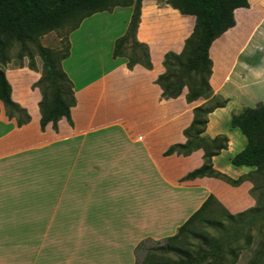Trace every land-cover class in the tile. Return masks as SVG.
Returning <instances> with one entry per match:
<instances>
[{
	"label": "crops",
	"instance_id": "1",
	"mask_svg": "<svg viewBox=\"0 0 264 264\" xmlns=\"http://www.w3.org/2000/svg\"><path fill=\"white\" fill-rule=\"evenodd\" d=\"M247 1L248 9L233 13L235 26L209 48L210 94L190 104L185 88L178 98L163 99L155 81L164 73V55L181 53L194 17L149 6L148 0L141 2L135 38L147 46L151 70H128L124 59L111 58L130 7L95 14L68 35L69 56L61 67L73 84L71 126L62 118L56 130L51 123L40 128L41 95L33 86L41 64L36 70L27 67V59L5 65L11 100L29 122L18 127L0 102V194L9 199L7 217L0 203V264H136L140 243L176 235L209 196L231 216L255 207L247 178L253 169L230 163L246 146L230 126L232 116L250 103L264 106V70L254 61L251 41L264 22L248 24L254 4ZM117 12L113 28L95 25ZM214 97L226 104L207 116L202 137L226 139L211 166L232 180L241 178L237 186L210 177L184 179L203 166L201 149L164 156L170 147L186 144L192 110ZM30 236L35 250H29Z\"/></svg>",
	"mask_w": 264,
	"mask_h": 264
},
{
	"label": "trees",
	"instance_id": "2",
	"mask_svg": "<svg viewBox=\"0 0 264 264\" xmlns=\"http://www.w3.org/2000/svg\"><path fill=\"white\" fill-rule=\"evenodd\" d=\"M143 0H0V65L7 63V52L13 43H17L26 52L29 59L27 67L36 70L33 54L26 49L31 44L41 61V76L33 88H37L41 95L39 102L40 128L51 123L56 130L57 122L64 118L71 126L70 109L75 106L73 84L62 70L61 62L69 56L68 35L77 30L82 21L98 14L110 13L115 8H132L131 16L124 34L113 43L112 59H124L126 67L131 70L139 65L146 70H151L148 48L138 43L135 35L140 22V9ZM164 5L176 10L182 16L194 17V26L190 36L185 40L180 54L168 52L163 57L162 66L164 73L157 77L155 83L161 89V97L165 100L178 98L185 88V100L188 104L207 97L210 92V76L212 62L208 51L211 44L226 31L235 26L234 11L248 9L247 0H166ZM254 7V5H253ZM65 32L60 39L61 47L58 51L44 48L38 44L40 37L51 32ZM0 102L6 117L14 119L20 127L29 122V117L19 105L11 100V88L7 82L3 69L0 68ZM226 101L214 97L203 105L192 110L193 119L188 129L184 131L187 139L185 145L170 147L164 156L177 154L189 156L192 152L201 149L204 152L203 166L188 174L184 179L210 177L219 179L232 186L240 184L242 179L232 180L223 174L215 172L211 166V159L221 150L226 148L224 137L209 140L202 137L207 123V116L218 108L224 107ZM230 126L237 129L246 139L245 148L235 155L230 163L233 167L252 168L247 176L253 183L258 180L260 197L264 200V106L259 104L255 108L242 109L233 115ZM255 189L253 186L251 193ZM216 204L215 199L209 196L200 209L179 228L176 235L165 240L164 246L174 253L182 255L192 264L196 258L190 257L187 251L170 246L177 242L184 234H192V225L196 222L210 223L219 226L217 220L202 219V215L210 205ZM222 216L233 221L245 216L264 215V205L256 201L254 208L231 216L225 210ZM203 238V237H200ZM207 240L203 238L202 240ZM146 242L143 241L135 249V260L138 263L137 252ZM157 244H162L157 242ZM218 252L216 245L211 246V252L203 251L202 258L215 255ZM234 264L236 254L231 252ZM216 261L208 264H226L222 255H215ZM144 264H149L147 261ZM251 264H259L254 261Z\"/></svg>",
	"mask_w": 264,
	"mask_h": 264
},
{
	"label": "rangeland",
	"instance_id": "3",
	"mask_svg": "<svg viewBox=\"0 0 264 264\" xmlns=\"http://www.w3.org/2000/svg\"><path fill=\"white\" fill-rule=\"evenodd\" d=\"M166 1V0H165ZM164 0H148V5H158L164 6ZM252 4L256 5L252 9V14L248 22L249 25L255 22H261L264 17L260 8L264 9V0H251ZM261 4V6H260ZM121 12H117L115 16L111 19L105 17L97 19L94 23L95 25L102 27L113 28L116 23L119 22ZM174 22V17H169L168 21ZM245 22L244 25H247ZM258 22V23H259ZM264 25V23H263ZM258 30L257 33L253 32L251 35V41L253 45L252 52L254 53V61H258L259 67L264 70V26ZM242 29H245L244 26ZM191 27L188 26V31L190 32ZM65 32H51L39 38L38 44L44 48H48L53 51H58L61 47L60 39L63 37ZM26 49L33 54V61L36 65H39L41 61L38 54L35 52L31 44H27ZM23 59H29L25 51L17 43H13L7 52V63L10 60H15L14 64H20ZM6 63V64H7ZM5 64V65H6ZM1 66L3 69L6 66ZM257 105L255 103H250V108H255ZM258 180L253 181V186L255 189L251 193L255 201L258 202L260 206L264 205V200L260 197V190L257 188ZM0 185L5 186V181L3 180ZM0 203H3L4 212L6 214L7 204L9 199L7 194L2 192L0 194ZM223 212L216 205H210L209 209L205 211L202 215V219L205 220H217L221 224L219 226L212 225L210 223H202L196 221L191 229V233L184 234L177 242L171 243L170 246H175L180 248L182 251H187L190 257L196 258V261L192 264H208L210 262L216 261L215 255H222L224 262L226 264L230 263L232 260L231 252L236 254V260L234 264H251L254 261H259V264H264V215L252 216L248 215L242 219H236L229 221L225 219L222 215ZM36 227L30 228V233H35ZM207 240H202L203 238ZM29 250H35L37 248V242L35 236H30L29 239ZM146 241V240H145ZM162 244H157L154 242H146L138 250V263L144 264L148 262L149 264H190L186 262L187 260L182 255L172 252L164 246L165 241H161ZM216 245L218 252L213 255L210 254L205 258H202V252H211V246Z\"/></svg>",
	"mask_w": 264,
	"mask_h": 264
}]
</instances>
